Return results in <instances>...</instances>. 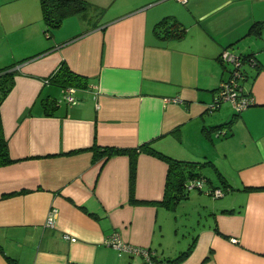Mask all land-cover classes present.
I'll list each match as a JSON object with an SVG mask.
<instances>
[{
	"label": "crops",
	"instance_id": "crops-1",
	"mask_svg": "<svg viewBox=\"0 0 264 264\" xmlns=\"http://www.w3.org/2000/svg\"><path fill=\"white\" fill-rule=\"evenodd\" d=\"M85 1L89 10L45 33L40 0H0V68L18 63L0 106L11 160L0 166V264H139L104 243L114 232L158 260L193 243L179 264H264V0ZM165 17L182 24L183 38L155 34ZM225 49L258 63L242 67L253 104L237 114L229 102L210 108L230 76L218 59ZM61 62L89 87L47 116L42 100L64 92L46 82ZM142 145L204 164L215 182L200 176L227 194L185 190L169 208L163 159L139 152L132 181L127 154L99 153ZM167 233L178 250L165 246Z\"/></svg>",
	"mask_w": 264,
	"mask_h": 264
},
{
	"label": "trees",
	"instance_id": "trees-1",
	"mask_svg": "<svg viewBox=\"0 0 264 264\" xmlns=\"http://www.w3.org/2000/svg\"><path fill=\"white\" fill-rule=\"evenodd\" d=\"M40 6L42 18L46 26L45 33H48V31L51 29L59 27L65 18L82 15L91 8V5L85 0H40ZM251 30L256 35H259L261 31V24L257 23L251 28ZM154 32L157 36L162 38L181 39L185 36L186 29L173 17H165L156 24ZM241 60L243 64H248L249 62L253 61L255 64L254 67H258L257 60L253 55H241ZM17 64L18 63L15 62L0 68V106L14 85V76L16 74V70L14 68ZM231 71L232 69H230V73ZM46 82L58 85L63 89L72 88L76 90H86L89 87L88 78L74 73L64 62H61L60 65L50 74V76L46 79ZM243 94L250 96V94L246 93L244 90ZM58 105V100L56 99L45 98L42 100L44 114L47 116L53 115L56 112ZM235 113L237 114L238 112ZM229 123H231V121ZM215 129L217 130L218 134H224V131L220 130L219 127H215ZM141 151L153 152L159 158L163 159L167 164L165 183L166 193H164V200L162 203H164L169 208H173L176 202L185 196V182H187L189 179L200 177L204 178L200 176L198 172L204 164L176 160L155 152L147 145H142L138 149L132 150L105 148L99 153L103 154V156L105 155L106 159L118 154H127L130 157V177L133 181L136 170L135 157ZM10 161L11 160L7 151V144L2 132V120L0 114V166L7 164ZM216 172L218 178H220V180L224 183V177L217 170ZM193 245V243L190 244L186 251L177 255L173 260L159 261H161L163 264H179L190 254Z\"/></svg>",
	"mask_w": 264,
	"mask_h": 264
},
{
	"label": "built area",
	"instance_id": "built-area-1",
	"mask_svg": "<svg viewBox=\"0 0 264 264\" xmlns=\"http://www.w3.org/2000/svg\"><path fill=\"white\" fill-rule=\"evenodd\" d=\"M180 3H186L187 0H177ZM219 60L222 63L232 64V71L227 80L222 81L219 88L217 89L216 98L214 103L210 105V108L218 107L223 102H229L235 112H241L247 107L253 104V98L243 94V88L240 85V80L244 78V73L242 70L243 62L241 60V55L235 53L230 49H225L219 55ZM251 66H254V62L251 61L248 63ZM74 89L68 88L64 89L62 98L58 100V104L65 102L67 104H75L78 100L73 96ZM177 101V99H173ZM185 190L197 189L206 193L214 199L224 196L225 190L222 188H213L209 187L206 179L204 178H195L189 179L185 182ZM57 214L56 209L52 208L46 218L45 225L47 227L53 228L55 226V216ZM64 238L69 240H74L73 237L65 235ZM233 242H236L235 239H232ZM104 243L113 248L119 256L127 254L132 257H138L140 259L139 264H163L161 261L156 259L155 253L148 248L135 246L130 243L123 241L120 235L117 232L109 235Z\"/></svg>",
	"mask_w": 264,
	"mask_h": 264
},
{
	"label": "rangeland",
	"instance_id": "rangeland-1",
	"mask_svg": "<svg viewBox=\"0 0 264 264\" xmlns=\"http://www.w3.org/2000/svg\"><path fill=\"white\" fill-rule=\"evenodd\" d=\"M228 65H229V67L231 69L232 68V64H228ZM246 86L248 87L249 85L246 84ZM198 172H199V174H202V175L206 176L207 178H210L213 181V183L215 182L214 176L211 174L210 170L205 169L203 173L202 172L200 173V171H198ZM225 194H227V193H225ZM225 194H224V196H225ZM191 195H194V192H192ZM224 196H222V197H224ZM222 197H220V198H222ZM217 199H219V198H217ZM188 202L189 203L186 204V211L188 212L187 221L189 223H193V222L195 223L198 219H197V215H195V208L192 206V204H194V202L193 201H191V202L188 201ZM196 214H197V212H196ZM178 243L179 242H177V238L174 239L171 234H168V233L166 234L165 246L167 247L169 252H174V251L178 250L180 248V247H178L179 246ZM182 244H184V243H182ZM185 246L186 245H184V247Z\"/></svg>",
	"mask_w": 264,
	"mask_h": 264
}]
</instances>
